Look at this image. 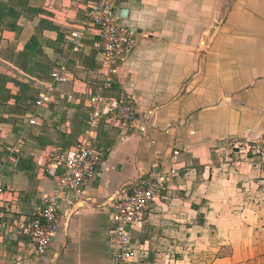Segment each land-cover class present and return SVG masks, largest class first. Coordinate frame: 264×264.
Returning a JSON list of instances; mask_svg holds the SVG:
<instances>
[{
  "label": "crops",
  "instance_id": "1",
  "mask_svg": "<svg viewBox=\"0 0 264 264\" xmlns=\"http://www.w3.org/2000/svg\"><path fill=\"white\" fill-rule=\"evenodd\" d=\"M91 2L0 0L7 196L30 209L51 194L60 173L48 165L52 151L89 142L107 152L101 176L69 219L65 209L44 254L8 264H111L101 203L155 165L177 172L134 231L139 264H264V180L253 153L264 136V0L124 3L136 46L109 76L114 93L134 97L130 130L104 119L89 125L87 91L100 69Z\"/></svg>",
  "mask_w": 264,
  "mask_h": 264
},
{
  "label": "built area",
  "instance_id": "2",
  "mask_svg": "<svg viewBox=\"0 0 264 264\" xmlns=\"http://www.w3.org/2000/svg\"><path fill=\"white\" fill-rule=\"evenodd\" d=\"M129 1L92 0L88 8V24L96 30L95 46L100 64L99 83L87 91L91 129L104 119L111 127L130 130L138 116L133 95L125 88L114 93L115 82L109 76L136 46V32L123 23L121 15L122 5ZM43 100L41 96L36 104L41 105ZM35 118H29L28 123L35 124ZM106 153L89 142H80L74 149L50 152L48 165L50 169H59L60 173L53 183L52 193L31 201L30 209L19 199L7 196L0 183V248L8 247L13 256L23 261L44 254L57 236L63 209L94 185ZM253 153L258 155L256 164L264 180V136ZM170 160L175 164L177 157ZM176 172L175 167L164 170L162 165L152 166L108 204L107 238L112 264L139 262L140 248L134 231L146 220L154 201L164 193Z\"/></svg>",
  "mask_w": 264,
  "mask_h": 264
},
{
  "label": "water",
  "instance_id": "3",
  "mask_svg": "<svg viewBox=\"0 0 264 264\" xmlns=\"http://www.w3.org/2000/svg\"><path fill=\"white\" fill-rule=\"evenodd\" d=\"M127 13H128V10H126V9H124V10H122V12H121V15H122V17H126V15H127ZM102 171H103V166H102V170H101V173H102ZM147 170H140L139 171V173H138V175L136 176V178H134V179H132V180H128V181H126V182H124V183H122L119 187H118V189L113 193V194H111V195H109L102 203H101V206L102 207H104V208H107L108 207V204L109 203H111L112 202V200L116 197V196H118V194L120 193V191L124 188V187H126L127 185H129V184H131V183H133V182H135V181H137L143 174H144V172H146ZM101 173H100V176H101ZM99 176V177H100ZM85 192V191H84ZM84 192L80 195V196H82L83 194H84ZM79 196V197H80ZM79 197L77 198V200L73 203V204H71V205H69V207L71 208L68 212H67V219H69L71 216H72V214H73V212L75 211V210H77V208L79 207V204H77L78 203V201H79ZM77 204V205H76ZM65 209L66 208H64L63 209V212H65ZM108 211V210H107ZM62 221V220H61ZM60 224H61V222H60ZM60 224H59V228H60ZM59 230L60 229H58V233H57V236H58V234H59ZM56 236V237H57ZM56 239V238H55ZM109 251V250H108ZM109 258H110V254H109ZM110 263L112 264V262H111V258H110Z\"/></svg>",
  "mask_w": 264,
  "mask_h": 264
},
{
  "label": "rangeland",
  "instance_id": "4",
  "mask_svg": "<svg viewBox=\"0 0 264 264\" xmlns=\"http://www.w3.org/2000/svg\"><path fill=\"white\" fill-rule=\"evenodd\" d=\"M58 152V151H57ZM59 249V250H58ZM52 250V251H51ZM61 251L60 253H62L63 248L59 247V248H51L49 249L47 252H49L48 254H52V252L57 253ZM49 256V255H48ZM14 256H13V252L11 249H9L8 247H2V249L0 248V264H8V263H14ZM140 262V261H139ZM138 262V264H139Z\"/></svg>",
  "mask_w": 264,
  "mask_h": 264
}]
</instances>
